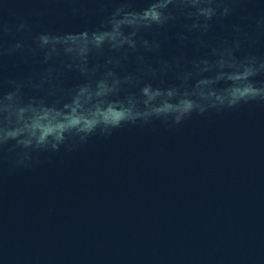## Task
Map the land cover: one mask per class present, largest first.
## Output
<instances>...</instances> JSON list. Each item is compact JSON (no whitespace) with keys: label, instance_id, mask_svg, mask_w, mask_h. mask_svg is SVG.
Instances as JSON below:
<instances>
[{"label":"water","instance_id":"obj_1","mask_svg":"<svg viewBox=\"0 0 264 264\" xmlns=\"http://www.w3.org/2000/svg\"><path fill=\"white\" fill-rule=\"evenodd\" d=\"M0 264H264V0H0Z\"/></svg>","mask_w":264,"mask_h":264}]
</instances>
